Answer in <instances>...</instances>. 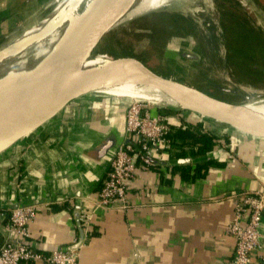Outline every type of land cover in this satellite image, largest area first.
Returning a JSON list of instances; mask_svg holds the SVG:
<instances>
[{
  "label": "crops",
  "instance_id": "obj_1",
  "mask_svg": "<svg viewBox=\"0 0 264 264\" xmlns=\"http://www.w3.org/2000/svg\"><path fill=\"white\" fill-rule=\"evenodd\" d=\"M45 1L0 0V47L8 31ZM129 105L123 97H81L0 154V207L36 205L31 241L44 252L84 233L79 264H228L236 246L228 228L235 200L264 187V139L177 108L167 115L171 124H201L214 136L212 149L184 156L165 151L157 167H138L126 206L103 207L98 190L116 146L125 141ZM197 166L206 171L192 178L186 168L192 174ZM81 210L91 212L87 230L79 224ZM0 223L1 245L7 233L1 215ZM260 231L251 264H261L264 255V215Z\"/></svg>",
  "mask_w": 264,
  "mask_h": 264
},
{
  "label": "water",
  "instance_id": "obj_2",
  "mask_svg": "<svg viewBox=\"0 0 264 264\" xmlns=\"http://www.w3.org/2000/svg\"><path fill=\"white\" fill-rule=\"evenodd\" d=\"M85 1L68 0L56 11L55 16L59 18L61 26V41L47 57L38 61L30 76L14 83L0 79V154L57 117L75 100L91 94H103L99 90L127 83L156 85L179 103L175 107L233 127L254 138L264 139V115L247 109L244 103L218 98L195 86L158 73L137 57L109 56L111 60L106 64L79 74L78 67L88 57L96 33L95 42L98 43L109 29L117 25V19L123 17L121 15L125 9L118 8V15L101 28L103 18L110 15L116 4L122 5L131 0H92L77 21L73 22L69 18L70 13ZM66 21L69 22L68 25L63 26ZM64 29L66 30L63 32ZM20 34L0 47V61L26 50L29 39L17 40ZM104 54L108 56L107 53ZM0 70L3 69L0 67ZM120 145L121 143L116 146L114 152ZM179 161L188 159L181 158ZM83 236L84 233H81L77 245L82 244Z\"/></svg>",
  "mask_w": 264,
  "mask_h": 264
},
{
  "label": "rangeland",
  "instance_id": "obj_3",
  "mask_svg": "<svg viewBox=\"0 0 264 264\" xmlns=\"http://www.w3.org/2000/svg\"><path fill=\"white\" fill-rule=\"evenodd\" d=\"M59 1L46 0L44 4L42 2L32 8L28 17L21 19V25L9 30L2 41L10 43L24 29L18 38L34 31ZM218 2L219 0H193L185 7L154 9L126 19L109 29L98 43H91L88 57L78 68L99 67L111 60L109 56L129 55L141 59L158 73L183 81L221 99L248 103L260 98L264 96V64L258 63H264V42L255 44L253 41L254 51L248 50L239 58L238 54L235 57L233 49L229 51L227 47ZM220 2L224 3L223 0ZM238 2L244 8L242 14L245 17L238 21L264 32V10L257 0ZM226 4L233 8V0H227ZM249 58H256L252 61V66ZM3 74V70H0V79L4 78ZM120 97L129 99L130 104L141 102L151 109L178 108L164 102Z\"/></svg>",
  "mask_w": 264,
  "mask_h": 264
},
{
  "label": "built area",
  "instance_id": "obj_4",
  "mask_svg": "<svg viewBox=\"0 0 264 264\" xmlns=\"http://www.w3.org/2000/svg\"><path fill=\"white\" fill-rule=\"evenodd\" d=\"M126 138L114 152L110 167L98 190V205L103 207L126 206L130 181L137 176L138 167L154 166L163 153L171 147L168 117L153 113L141 102L131 103L127 110ZM235 200V212L229 232L235 237L236 246L228 264H251L252 252L261 247L260 224L264 215V187L240 193ZM37 213L35 204L20 203L7 209L0 207L6 218V238L0 245V264H22L41 261L49 264H79L78 240L50 252L38 249L31 241L30 222ZM91 212L81 210L79 220L89 229ZM1 225V223H0ZM264 264V255L261 261Z\"/></svg>",
  "mask_w": 264,
  "mask_h": 264
},
{
  "label": "bare ground",
  "instance_id": "obj_5",
  "mask_svg": "<svg viewBox=\"0 0 264 264\" xmlns=\"http://www.w3.org/2000/svg\"><path fill=\"white\" fill-rule=\"evenodd\" d=\"M67 1L68 0H60L58 2L55 11H53V13L51 12L52 16L51 15L47 16L43 21V23L39 25L38 28H36L28 35L20 37V38L29 39L28 41L29 44L26 50H24L22 53H20L17 56L14 57L9 56L3 58L0 61V66H2L1 69H3L4 72L3 74L4 80L7 79V82L14 83L30 76L34 68L38 64V61L41 58L44 59L45 57H47L54 50L56 45L60 43L61 39L59 38L60 37L59 33L61 26H59V21H58L59 18L55 16V13ZM91 1L92 0H86L83 5H81L76 10L70 13L69 18H71L73 22L74 20L77 21L81 12L86 8L87 4ZM192 1L193 0H131L130 1L131 3L124 2L122 5L121 3L116 4L115 7H113L114 9L110 11V15L104 17L103 20L101 21V28H103L106 25V23H108L111 19H113V17L117 16L119 9L123 7H124L123 9H125L123 11V14L121 15L123 17L122 18L119 17L120 19L119 18L117 19L116 24H119L120 22L126 19H131L134 16L138 14H142L146 11L161 9V8L173 9L177 6L185 7L187 4H189V2ZM68 23L69 22L66 21L63 26L68 25ZM96 39H97V33L93 41H96ZM17 40L20 39L18 38ZM91 69L93 68H78V73L80 74L83 73L84 71H88ZM99 91L102 92L103 94L99 93V95L97 94L98 96H106V97L108 96L115 98H118L120 96H125L135 99H142V100L146 99L152 102H164L165 104L177 105V106L179 105V103L172 96L164 92L158 86L150 83L120 84V85L103 88ZM244 106L253 112L264 115V96L253 99L248 103H244Z\"/></svg>",
  "mask_w": 264,
  "mask_h": 264
},
{
  "label": "trees",
  "instance_id": "obj_6",
  "mask_svg": "<svg viewBox=\"0 0 264 264\" xmlns=\"http://www.w3.org/2000/svg\"><path fill=\"white\" fill-rule=\"evenodd\" d=\"M222 1V0H221ZM218 2L221 15V24L226 37V43L229 51L233 49L234 56L239 58L242 53H247L248 50H255L252 42L259 44L264 42V32L259 29L238 20H244L242 11L244 8L238 2L233 0V8L231 5ZM220 3V4H219ZM257 3L264 10V0H257ZM227 6V7H226ZM229 8V9H228ZM236 10V11H235ZM245 16V15H244ZM263 41V42H262ZM259 58V56H258ZM256 59V58H255ZM249 58L250 66L255 60ZM264 62V61H263ZM248 63V62H247ZM246 63V64H247ZM263 65L264 63H258ZM264 67V66H263ZM153 113L159 112L164 115L174 114L177 112L175 108H152ZM169 137L171 138V147L168 149L172 156H184L186 154H200L211 150L214 145V136L202 130L201 124L183 123V125H170ZM196 148V151L193 150ZM155 164L152 168L157 167ZM188 175L192 178L204 175L206 169L202 171L199 166L195 167L191 174V168L187 167Z\"/></svg>",
  "mask_w": 264,
  "mask_h": 264
}]
</instances>
